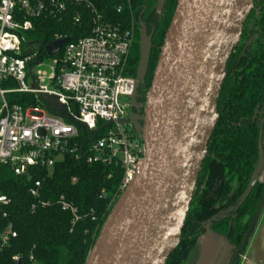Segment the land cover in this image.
<instances>
[{"label":"trees","instance_id":"trees-1","mask_svg":"<svg viewBox=\"0 0 264 264\" xmlns=\"http://www.w3.org/2000/svg\"><path fill=\"white\" fill-rule=\"evenodd\" d=\"M83 1L69 7L60 20H33L35 29L27 37L46 45L61 37L73 41L89 36L97 12L106 23L135 24L136 43L126 70L136 77L142 23L152 38L149 71L143 82L144 93L149 92L178 0H165L161 10L159 0ZM253 5L241 41L226 64L217 100L219 120L207 143L208 153L197 175L180 244L166 264L186 260L208 228L225 236L241 258L264 210L261 181L236 209L260 163V141L264 151V0H254ZM76 15L81 21L75 24ZM26 100L19 96L17 101L26 106ZM122 174L116 166L90 165L70 155H64L52 168L34 167L21 177L11 166H1L0 194L8 196L11 204L6 208L8 217L2 221L0 216V225L11 222L17 237L0 251V264H18L14 256L21 257V264H87L104 222L121 196ZM72 178L77 181L74 183ZM37 180L42 182L41 199L51 200L52 204L33 212L31 207L38 199L30 195V188ZM62 196L78 209V221L73 222L72 213L58 204Z\"/></svg>","mask_w":264,"mask_h":264},{"label":"built area","instance_id":"built-area-1","mask_svg":"<svg viewBox=\"0 0 264 264\" xmlns=\"http://www.w3.org/2000/svg\"><path fill=\"white\" fill-rule=\"evenodd\" d=\"M83 2L0 0V167L9 165L21 177L34 167L52 168L70 155L90 165L121 168L122 195L137 178L145 155L133 113L137 77L126 70L137 25L106 23L97 12L91 34L73 41L66 38L68 42L54 57L47 55V44L36 39L28 42L25 36L34 31L33 20H60L69 7ZM80 21L76 15L74 23ZM34 44L37 50L29 51ZM44 54L54 59L51 72L35 74L32 68L43 64ZM19 96L27 99L26 106L18 103ZM47 96L59 102L60 111L45 101ZM41 188V180L30 188V195L38 199L33 212L52 204L41 199ZM57 202L72 213L73 222L79 220L78 209L66 197ZM10 204L11 199L0 194L2 221ZM16 237L11 222L0 225V251ZM13 259L21 261L19 256Z\"/></svg>","mask_w":264,"mask_h":264},{"label":"water","instance_id":"water-1","mask_svg":"<svg viewBox=\"0 0 264 264\" xmlns=\"http://www.w3.org/2000/svg\"><path fill=\"white\" fill-rule=\"evenodd\" d=\"M164 2L159 0L160 10ZM253 2L178 0L147 93L143 126L138 127L145 146L139 173L113 206L87 264H166L180 244L207 143L219 120L217 100L226 64L241 41ZM141 26L137 88L148 74L152 47L146 26ZM67 42L48 43L47 55L54 57ZM263 168L260 141V163L236 209ZM239 258L237 251L231 264Z\"/></svg>","mask_w":264,"mask_h":264},{"label":"crops","instance_id":"crops-1","mask_svg":"<svg viewBox=\"0 0 264 264\" xmlns=\"http://www.w3.org/2000/svg\"><path fill=\"white\" fill-rule=\"evenodd\" d=\"M260 181L264 183V168ZM236 252L225 236L208 228L181 264H231ZM238 264H264V210Z\"/></svg>","mask_w":264,"mask_h":264},{"label":"rangeland","instance_id":"rangeland-1","mask_svg":"<svg viewBox=\"0 0 264 264\" xmlns=\"http://www.w3.org/2000/svg\"><path fill=\"white\" fill-rule=\"evenodd\" d=\"M25 36H26L28 42L34 40L32 38L29 39L27 37V35H25ZM37 47H38V45L34 44L31 47H29L28 50L29 51L30 50H37ZM53 64H54V59L51 58V57H47L46 56V58L44 59L43 64L40 65V66H33L32 71L35 74H37L39 72H49L50 73L51 72V66H53ZM28 86H30V87L32 86L33 87V83L32 82L31 83L28 82ZM45 101L50 103L55 110H58V111L61 110V105L59 104V102L56 101V99L47 96V97H45ZM44 109L46 110L47 115H51V113H50L48 108L44 107Z\"/></svg>","mask_w":264,"mask_h":264},{"label":"flooded vegetation","instance_id":"flooded-vegetation-1","mask_svg":"<svg viewBox=\"0 0 264 264\" xmlns=\"http://www.w3.org/2000/svg\"><path fill=\"white\" fill-rule=\"evenodd\" d=\"M159 10H160V7H159ZM140 25H142V23H140ZM143 82H141L139 84V87L138 88L136 87V90H135V99L134 100H135L136 108L133 109V113H134V116H136V118H137L136 126H138V127L143 126L142 118L145 117V110H146V106H147L146 97H147L148 92L144 93Z\"/></svg>","mask_w":264,"mask_h":264}]
</instances>
